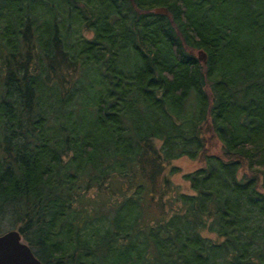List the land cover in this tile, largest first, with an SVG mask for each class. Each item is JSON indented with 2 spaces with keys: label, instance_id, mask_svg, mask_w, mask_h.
I'll return each instance as SVG.
<instances>
[{
  "label": "trees",
  "instance_id": "1",
  "mask_svg": "<svg viewBox=\"0 0 264 264\" xmlns=\"http://www.w3.org/2000/svg\"><path fill=\"white\" fill-rule=\"evenodd\" d=\"M11 229L42 264H264V0H0Z\"/></svg>",
  "mask_w": 264,
  "mask_h": 264
},
{
  "label": "water",
  "instance_id": "2",
  "mask_svg": "<svg viewBox=\"0 0 264 264\" xmlns=\"http://www.w3.org/2000/svg\"><path fill=\"white\" fill-rule=\"evenodd\" d=\"M156 12H164L161 8H156ZM197 59L203 64L206 63V54L199 49L196 54ZM0 264H42L35 256L30 246L23 241L21 234L16 229L7 230L0 233Z\"/></svg>",
  "mask_w": 264,
  "mask_h": 264
},
{
  "label": "rangeland",
  "instance_id": "3",
  "mask_svg": "<svg viewBox=\"0 0 264 264\" xmlns=\"http://www.w3.org/2000/svg\"><path fill=\"white\" fill-rule=\"evenodd\" d=\"M195 55L197 51H193ZM210 153L220 154L221 145L216 140H213L210 143ZM172 165H175L179 168V172L171 175L172 181L179 186L182 191L190 192L189 183L183 179V174L191 172L199 167H202L204 164L200 161L190 160L186 157L179 158L172 162Z\"/></svg>",
  "mask_w": 264,
  "mask_h": 264
}]
</instances>
